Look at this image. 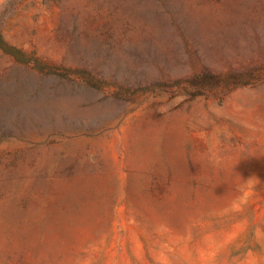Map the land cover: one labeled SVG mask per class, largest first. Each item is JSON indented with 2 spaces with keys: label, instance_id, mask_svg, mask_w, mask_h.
<instances>
[{
  "label": "rangeland",
  "instance_id": "1",
  "mask_svg": "<svg viewBox=\"0 0 264 264\" xmlns=\"http://www.w3.org/2000/svg\"><path fill=\"white\" fill-rule=\"evenodd\" d=\"M0 33V264H264V0H0Z\"/></svg>",
  "mask_w": 264,
  "mask_h": 264
},
{
  "label": "trees",
  "instance_id": "2",
  "mask_svg": "<svg viewBox=\"0 0 264 264\" xmlns=\"http://www.w3.org/2000/svg\"><path fill=\"white\" fill-rule=\"evenodd\" d=\"M0 50L5 53L8 54L10 56H13L15 58H19V53H23V51L17 47H15L14 45L9 44L4 37L1 35L0 33Z\"/></svg>",
  "mask_w": 264,
  "mask_h": 264
},
{
  "label": "clouds",
  "instance_id": "3",
  "mask_svg": "<svg viewBox=\"0 0 264 264\" xmlns=\"http://www.w3.org/2000/svg\"><path fill=\"white\" fill-rule=\"evenodd\" d=\"M254 177H255V176H252V177L249 178L248 180L244 181V182H245V185H246V186H247V185H251L252 180H253ZM255 178L258 179L257 177H255ZM243 198H244V196H243V194H242L241 197L237 198L236 203L241 202V201L243 200Z\"/></svg>",
  "mask_w": 264,
  "mask_h": 264
}]
</instances>
